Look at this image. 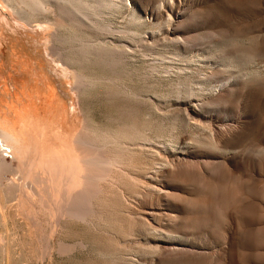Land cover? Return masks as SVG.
Returning a JSON list of instances; mask_svg holds the SVG:
<instances>
[{"label": "rangeland", "instance_id": "obj_1", "mask_svg": "<svg viewBox=\"0 0 264 264\" xmlns=\"http://www.w3.org/2000/svg\"><path fill=\"white\" fill-rule=\"evenodd\" d=\"M7 1L0 130L22 154L0 165V264H264V0ZM121 27L127 62L99 60Z\"/></svg>", "mask_w": 264, "mask_h": 264}, {"label": "bare ground", "instance_id": "obj_2", "mask_svg": "<svg viewBox=\"0 0 264 264\" xmlns=\"http://www.w3.org/2000/svg\"><path fill=\"white\" fill-rule=\"evenodd\" d=\"M13 1V0H12ZM16 0H14L13 2H15ZM22 1V0H21ZM25 1V0H24ZM27 1V0H26ZM41 1V0H40ZM40 1L38 2L37 0H36V2L33 0V2H31V4L32 3H37L38 2V5H39V3H40ZM43 1V0H42ZM69 1V0H68ZM67 0H57V2L59 3V7H61L60 9H62V7L64 6H66V5H68L69 7H70V5L71 4H68L69 2H68ZM73 1V0H72ZM97 1V7H95L93 10H95V11H93L92 10V12H93V15H94V12L96 13L94 16L96 17V18H102V17H104L103 16V13L106 11V10H109V9H111L113 6H114V4H113V2H112V0H96ZM17 2H18V0H17ZM30 2V1H29ZM57 2H55L54 3V6H55V4H58ZM74 2H76V1H74ZM73 2V4L74 5H76V3H74ZM83 2V1H82ZM125 2H127V0H125ZM7 3H9V0L7 1ZM16 3V2H15ZM71 3V2H70ZM87 3V2H86ZM19 4H20V2H19ZM42 2L40 3V6L41 7H43L42 5ZM44 4V3H43ZM81 4H83V3H81ZM88 4H90L89 2H88ZM87 4V5H88ZM9 5H12L11 6V8L13 7V3L11 4H9ZM16 5H18V4H16ZM28 5V4H27ZM26 4L24 5L26 8L28 7ZM61 5V6H60ZM86 5V6H87ZM8 6V5H7ZM21 6V5H20ZM35 6H36V4H35ZM40 6H37L38 7V9H39V7ZM67 6V7H68ZM72 6V5H71ZM83 6H84V4H83ZM15 7V6H14ZM30 7H31V5H30ZM30 7H28V8H30ZM36 7V8H37ZM58 7V8H59ZM76 7H79V5L77 4V6ZM88 7V6H87ZM4 8V7H3ZM10 8V9H11ZM34 8V7H33ZM36 8H34V10H35V13L34 14H36V12L38 11V9H36ZM1 9H2V6H1ZM46 9V8H45ZM44 9V11H46ZM60 9L58 10V11H60ZM65 8H63L62 10H64ZM69 9V8H68ZM70 9H72L71 7H70ZM81 9V8H80ZM79 9V10H80ZM89 9V8H88ZM3 10V9H2ZM5 10V9H4ZM31 10H33V9H31L30 8V11ZM33 10V11H34ZM37 10V11H36ZM75 11H76V9H74ZM74 10H72L74 13H75V11ZM33 11H32V13H33ZM43 11V12H44ZM48 11V10H47ZM56 11V10H55ZM17 12V11H16ZM15 11H14V13H16ZM40 12V11H39ZM65 12V11H64ZM69 12H70V10H69ZM109 12V11H108ZM111 12V11H110ZM13 13V14H14ZM47 13V12H46ZM56 13V12H55ZM63 13V12H62ZM67 13V12H66ZM79 14H81L80 12H78ZM27 14V13H26ZM38 14V13H37ZM61 14V13H60ZM64 14V13H63ZM108 13H106V15H107ZM53 15V14H52ZM92 15V14H91ZM92 15V16H93ZM106 15H105V17H106ZM15 16H20V15H15ZM33 16V15H32ZM75 15H73V17H74ZM79 15H77V17H78ZM92 16H91V18H92ZM109 16H110V14H109ZM35 17V16H34ZM33 17V18H34ZM57 17V16H56ZM60 17V16H59ZM68 17V16H67ZM22 18V17H21ZM24 18H25V16H24ZM24 18H22V20L24 19ZM26 18H27V16H26ZM33 18H32V21H33ZM38 18V17H37ZM37 18H35V20L37 19ZM69 18H70V16H69ZM76 19V18H75ZM105 19V18H104ZM31 20V19H30ZM34 20V21H35ZM38 20V19H37ZM72 20V19H71ZM28 21V20H27ZM48 21V20H47ZM47 21H44V23L45 22H47ZM64 21V20H63ZM77 21V22H76ZM76 23H79L80 25H81V27L82 26H84V27H86V28H88V29H90L91 31H93L94 33H97V34H102L103 35V33L105 34V33H112V36L114 35V33H115V30L113 31V29H112V27L109 25V24H107V23H105V22H101V20H95V21H93V19H92V21L93 22H89L88 20H87V16L85 15V14H82V15H80L79 16V18H77L76 19ZM103 21V20H102ZM105 21H106V19H105ZM31 22V21H30ZM43 22V21H42ZM50 22V21H49ZM107 22H108V20H107ZM38 23V22H37ZM53 23H55V22H52V24ZM41 24V23H40ZM73 24H74V22H73ZM38 25H39V23H38ZM44 25V24H43ZM46 25V24H45ZM71 25V24H70ZM39 26H41V25H39ZM54 26H56V24L54 25ZM58 27V26H57ZM116 28V27H115ZM114 28V29H115ZM122 28V29H121ZM119 30H117L116 31V33L118 34V35H120L119 37H118V39L116 40L117 42H118V44L117 45H114V43L113 42H111L112 43V45L110 46V45H107L106 44V42H104L103 40H101V41H103V42H98V45H96V46H94L93 47V49H91V48H89V50L91 49V51L92 52H94V54L96 55V57L99 59V60H103L104 61V59L106 58V59H110L112 62H116V63H124L125 61H126V59H128L127 58V55L129 54V48H130V40L129 39H132V34H134V32H132V34H128V33H131V31H129L128 29H125V28H123V27H121ZM82 29V28H81ZM114 32V33H113ZM109 33V34H110ZM56 34H58V33H56ZM56 34H55V36H56ZM96 34V35H97ZM59 35V34H58ZM106 35V34H105ZM98 36V35H97ZM106 36H108V35H106ZM110 36V35H109ZM115 36H117V35H114V37ZM130 36V37H129ZM58 37V36H57ZM100 37V36H99ZM99 37H98V39L97 40H99ZM52 38V37H51ZM54 38V37H53ZM56 38V37H55ZM54 38V39H55ZM101 39H102V37H100ZM103 38H104V36H103ZM106 38H108V37H105V39ZM9 39V38H8ZM15 39V38H14ZM5 40V39H4ZM11 40H13V39H11ZM109 40V39H108ZM143 40V39H142ZM141 40V41H142ZM111 41H115V40H113V38H111ZM10 42V41H9ZM22 42V41H21ZM96 42V41H95ZM143 42V41H142ZM4 43V42H3ZM8 43V42H7ZM12 44H13V42H11ZM20 43V42H19ZM24 43V42H23ZM39 43V42H38ZM92 43H93V41H92ZM135 43V42H134ZM9 44V43H8ZM133 44V43H132ZM18 45V44H17ZM26 45V44H25ZM91 45V44H90ZM93 45V44H92ZM95 45V44H94ZM3 46H4V44H3ZM10 46V45H9ZM117 46H119V47H117ZM144 47V46H143ZM4 48H5V46H4ZM17 48V47H16ZM120 48V49H119ZM7 49V48H6ZM9 49V48H8ZM22 49V48H21ZM4 50V49H3ZM10 50V49H9ZM15 50H17V49H15ZM29 50V49H28ZM6 52V51H5ZM56 50L55 51H52V56H55V55H57L58 56V58L56 57V62L58 63L59 62V64H61V65H63L65 68H67V69H69L67 66H65L64 64H65V62L64 63H62L61 62V60H60V57H59V55H58V52L60 53V51H57L56 53ZM85 54H86V52H85ZM87 54H88V52H87ZM61 55V54H60ZM91 57H92V55H91ZM142 58V57H141ZM0 59H2V58H0ZM3 60V59H2ZM65 60V59H64ZM75 61V60H74ZM109 61V60H108ZM107 61V62H108ZM34 62V61H33ZM38 62V61H37ZM127 62V61H126ZM129 62V61H128ZM41 63V62H40ZM67 63V62H66ZM100 63V62H99ZM20 64V63H19ZM37 64V63H36ZM14 65V64H13ZM12 65V66H13ZM24 65V64H23ZM21 66V65H20ZM19 66V67H20ZM30 66V65H29ZM35 68V67H34ZM154 69V68H153ZM22 70V69H21ZM36 70V69H35ZM155 70V69H154ZM63 71V70H62ZM65 71V70H64ZM211 72V71H210ZM40 75V74H39ZM41 76V75H40ZM2 78V77H1ZM43 79V78H42ZM73 80H74V82H75V87L73 88V90H76V91H78V89H82V87L84 86V80L80 77V76H77V75H74V78H73ZM86 82V81H85ZM112 82H114V81H112ZM43 83V82H42ZM48 85H50V84H48ZM86 85V84H85ZM222 85H225V84H222ZM51 86V85H50ZM16 87V86H15ZM52 87V86H51ZM54 87V86H53ZM116 87V86H115ZM46 88V87H45ZM56 88V87H55ZM85 88V87H84ZM80 89V90H81ZM131 91V90H130ZM129 91V92H130ZM137 94V93H136ZM1 95V94H0ZM130 95V94H129ZM141 95V94H140ZM136 96V95H135ZM135 96H134V99H135ZM138 99V98H137ZM17 117V116H16ZM87 118V117H86ZM14 120V119H13ZM5 122V121H4ZM86 129V128H85ZM140 130V129H139ZM107 132V131H106ZM234 132H235V130H234ZM232 134H233V130H231V131H229L226 135L224 134V136L222 137V138H220L219 139V141L218 142H221V141H225V140H227L229 137H231L232 136ZM113 136V135H112ZM80 137V135L77 137L78 138V140H77V143H79V144H81V145H87V146H90V142H88V141H86V137H85V139H82V138H79ZM83 137V136H82ZM90 137H92V136H90ZM90 137H88L87 138V140L90 138ZM84 138V137H83ZM224 138V139H223ZM237 138V137H236ZM93 140H95V139H93ZM97 140V139H96ZM74 142H76L75 140H74ZM97 142H98V140H97ZM147 142V141H146ZM145 142V143H146ZM77 143H75V145L77 144ZM92 143V142H91ZM18 144V143H17ZM219 144V143H218ZM103 145V144H102ZM91 146H92V144H91ZM95 146H96V144H95ZM109 146V145H108ZM77 147H80V146H77ZM82 147V149L84 148V146H81ZM99 148H100V146H98ZM105 147V146H104ZM92 148V147H91ZM93 149V148H92ZM101 149V148H100ZM103 151V150H102ZM12 152H14V154H22V152H21V150L20 149H18V146H16L13 142H12V140L10 139V137H9V134L8 133H5V132H3L2 130H0V153L2 154V157L0 156V165L2 166V167H4V166H6V165H4V158H3V156H10V154H11V156L10 157H12ZM79 152V151H78ZM84 152V151H83ZM5 153V154H4ZM4 154V155H3ZM9 154V155H8ZM80 154V153H79ZM84 154V153H83ZM80 157H81V155H79ZM106 156V155H105ZM105 156L104 157H102L101 156V151L100 152H97V151H95V154H91V155H86L85 154V156L80 160V162H82L83 164H85V165H97L98 167H109V165H110V160L108 161V160H106L105 159ZM21 157V156H20ZM3 158V159H2ZM108 158V157H107ZM111 161H113V160H111ZM116 162V161H115ZM112 164V163H111ZM120 166V165H119ZM85 168V167H84ZM84 168H83V170H84ZM96 168V167H95ZM110 168H112V167H110ZM89 169V168H88ZM97 169V168H96ZM109 169V168H108ZM1 170H2V168H1ZM91 170V169H90ZM99 170V169H98ZM113 170V169H112ZM111 170H109V172H110ZM85 172V171H84ZM91 172V171H90ZM113 172V171H112ZM116 172V171H115ZM97 173V172H96ZM85 175V174H84ZM83 175V176H84ZM91 176L93 177V175L91 174ZM95 176V175H94ZM109 176V178L110 177H112V176H110V175H108ZM97 177V176H96ZM95 177V178H96ZM103 177V176H102ZM101 177H99V179H100ZM86 179H88V178H86ZM105 179V178H104ZM101 180H102V178H101ZM107 180V179H106ZM92 181H94V180H92ZM87 182V181H86ZM95 183H96V181H94ZM99 184V183H98ZM97 184V185H98ZM84 187V186H83ZM85 188V187H84ZM86 189H88V188H86ZM90 189V188H89ZM81 190H82V188H81ZM81 190H80V192H81ZM96 190V189H95ZM79 192V191H78ZM76 195V197H77V194H75ZM94 195V194H93ZM74 196V195H73ZM80 198V197H79ZM74 199H76L75 197H74ZM73 199V200H74ZM80 200H81V198H80ZM84 201V200H83ZM73 202V201H72ZM77 203V202H76ZM127 203V202H126ZM73 204H74V202H73ZM84 205V204H83ZM71 206V205H70ZM90 207V206H89ZM75 208H76V206H75ZM78 209V208H77ZM80 209V208H79ZM78 209V210H79ZM70 210V209H69ZM71 211V210H70ZM77 212V211H76ZM78 213V215L80 216V217H82L81 216V214H79L80 212L78 211L77 212ZM86 213V212H85ZM71 214V213H70ZM84 219V218H83Z\"/></svg>", "mask_w": 264, "mask_h": 264}, {"label": "crops", "instance_id": "obj_3", "mask_svg": "<svg viewBox=\"0 0 264 264\" xmlns=\"http://www.w3.org/2000/svg\"><path fill=\"white\" fill-rule=\"evenodd\" d=\"M22 48V49H21ZM24 49H27V51L24 52ZM29 49V50H28ZM17 51H18V54L22 55L24 53H26V57L28 56L29 58V54H28V51L30 52V48L26 45V48H24V45L23 43L19 45V48H17ZM25 58V57H24ZM32 61V60H31ZM35 62H37V60L34 59ZM30 64H27L26 65V70H24V73L27 74L29 72V69H31V66H29ZM48 66V64H47ZM40 70V69H39ZM47 73L49 74V71H48V67H47ZM50 76V75H49ZM52 78V76L50 77ZM53 79V78H52ZM54 83L56 84V88L58 89V91L61 93V95L65 98V92L62 91V88L60 87V85H58V83L53 79Z\"/></svg>", "mask_w": 264, "mask_h": 264}]
</instances>
